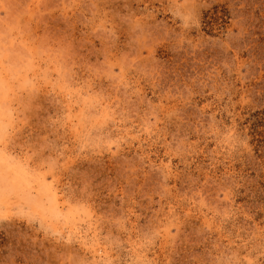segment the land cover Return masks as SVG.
Wrapping results in <instances>:
<instances>
[{
  "label": "rangeland",
  "instance_id": "1",
  "mask_svg": "<svg viewBox=\"0 0 264 264\" xmlns=\"http://www.w3.org/2000/svg\"><path fill=\"white\" fill-rule=\"evenodd\" d=\"M74 261L264 264V0H0V264Z\"/></svg>",
  "mask_w": 264,
  "mask_h": 264
},
{
  "label": "bare ground",
  "instance_id": "2",
  "mask_svg": "<svg viewBox=\"0 0 264 264\" xmlns=\"http://www.w3.org/2000/svg\"><path fill=\"white\" fill-rule=\"evenodd\" d=\"M72 95H74V94H72ZM77 96L79 97V96H82V94H81V92L80 91H78V93H77ZM83 114V113H82ZM85 115V114H84ZM71 127V126H70ZM75 127V126H74ZM76 128V127H75ZM96 251L98 252V250L96 249Z\"/></svg>",
  "mask_w": 264,
  "mask_h": 264
},
{
  "label": "snow or ice",
  "instance_id": "3",
  "mask_svg": "<svg viewBox=\"0 0 264 264\" xmlns=\"http://www.w3.org/2000/svg\"><path fill=\"white\" fill-rule=\"evenodd\" d=\"M65 243H67V244L70 245V244H71V241L69 240V241H66ZM73 264H78V262H75V261H74Z\"/></svg>",
  "mask_w": 264,
  "mask_h": 264
}]
</instances>
